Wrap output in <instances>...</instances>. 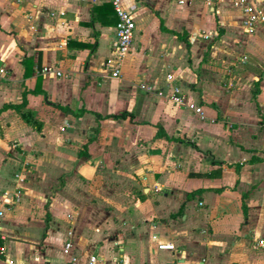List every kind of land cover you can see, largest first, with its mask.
<instances>
[{
	"label": "crops",
	"instance_id": "crops-1",
	"mask_svg": "<svg viewBox=\"0 0 264 264\" xmlns=\"http://www.w3.org/2000/svg\"><path fill=\"white\" fill-rule=\"evenodd\" d=\"M125 3L113 77L111 0H0V109L26 100L0 112V264H264V23L234 0Z\"/></svg>",
	"mask_w": 264,
	"mask_h": 264
},
{
	"label": "built area",
	"instance_id": "built-area-1",
	"mask_svg": "<svg viewBox=\"0 0 264 264\" xmlns=\"http://www.w3.org/2000/svg\"><path fill=\"white\" fill-rule=\"evenodd\" d=\"M115 12L118 16V22L116 25V35L114 42L113 56L107 59L105 65L111 69V76L119 77L121 75V67L126 55L131 51L134 33L136 30V20L134 16V9L125 3V0H111ZM179 5H185L189 3V0H176ZM234 5L238 7L245 15L244 27L248 33H254L257 27L264 23V0L256 2L250 0H234ZM247 59V56L244 57ZM4 69H1L3 72ZM45 71H50L46 68ZM56 75L61 76L60 70L54 71ZM167 81L170 84L167 96L177 106L189 109L200 117H204V109L201 105L189 101L186 95L183 93L179 81H176V77L170 73L167 75ZM150 88V87H149ZM148 88V89H149ZM159 95L165 96L166 93L163 90L158 91ZM16 180L23 182L24 178L22 174H15ZM3 212H0L2 215ZM72 232H69L71 236ZM156 239L157 236H154ZM257 246L264 248V238L257 240ZM72 247L71 240L66 242L65 251L68 252ZM160 249H175L174 244H159ZM67 264H81L78 258L74 257ZM86 264H108V262L96 255L90 257Z\"/></svg>",
	"mask_w": 264,
	"mask_h": 264
},
{
	"label": "trees",
	"instance_id": "trees-1",
	"mask_svg": "<svg viewBox=\"0 0 264 264\" xmlns=\"http://www.w3.org/2000/svg\"><path fill=\"white\" fill-rule=\"evenodd\" d=\"M26 105V100H24V102L21 104V105H5L4 107H2V109H0V112L2 111V110H5V109H7V108H9V107H12V108H18V109H20L21 107H23V106H25ZM60 109H62L63 111H65L66 113H70L71 112V110L69 109V107H67V106H63V105H57ZM129 113H123V114H121V115H114V117L115 118H120V117H126L127 115H128Z\"/></svg>",
	"mask_w": 264,
	"mask_h": 264
},
{
	"label": "rangeland",
	"instance_id": "rangeland-1",
	"mask_svg": "<svg viewBox=\"0 0 264 264\" xmlns=\"http://www.w3.org/2000/svg\"><path fill=\"white\" fill-rule=\"evenodd\" d=\"M235 6V5H234ZM236 7V6H235ZM127 191H131V187L129 185H127Z\"/></svg>",
	"mask_w": 264,
	"mask_h": 264
}]
</instances>
